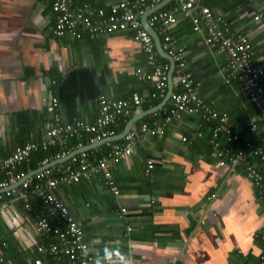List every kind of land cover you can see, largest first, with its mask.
<instances>
[{
  "label": "crops",
  "instance_id": "obj_1",
  "mask_svg": "<svg viewBox=\"0 0 264 264\" xmlns=\"http://www.w3.org/2000/svg\"><path fill=\"white\" fill-rule=\"evenodd\" d=\"M52 1L0 0V168L16 147L42 142L51 97L57 98L64 122L91 124L98 114V96L129 99L152 91L149 81L136 76L137 69L146 73L152 69L132 31L101 39L86 35L58 39L52 33L56 21ZM83 1L108 10L130 0H75V4ZM204 3L213 14L223 16L232 33L248 39L252 63L264 70V28L254 20L260 14L264 22V0ZM156 6L168 11L177 7L174 0H162L145 14ZM175 16L177 22L168 33L184 50L185 69L200 84L198 96L217 112L226 113L242 139L264 150V133L250 132L248 127L257 112L239 84L225 83L221 75L225 55L204 43V27L194 32L179 9ZM158 57L170 67L165 57L159 53ZM172 79L174 93L179 90L174 72ZM171 106L169 98L161 110L131 128L143 121L160 123ZM142 107L133 109L126 120L146 111ZM210 131L211 125L198 115L184 114L168 124L163 136L142 137L127 159L111 166L119 190L116 197L100 176L56 188L55 194L80 226L94 264H258L264 254V199L241 170L219 166ZM184 136L188 141L181 140ZM109 144L89 149L90 155L102 157ZM247 158L264 176V163L250 154ZM150 160L153 168L146 174ZM35 212L47 215L43 207ZM33 222L20 202L0 212V242L5 244L0 264H33L40 256L35 245L47 240L36 233Z\"/></svg>",
  "mask_w": 264,
  "mask_h": 264
},
{
  "label": "built area",
  "instance_id": "obj_2",
  "mask_svg": "<svg viewBox=\"0 0 264 264\" xmlns=\"http://www.w3.org/2000/svg\"><path fill=\"white\" fill-rule=\"evenodd\" d=\"M161 1H123L110 6L108 10L95 7L87 1L80 4H75V0L52 1L51 9L56 16L52 33L58 39L66 35L75 39L84 35L92 39H101L119 31H132L134 40L146 53L147 63L152 69L149 73L137 69L136 76L139 80L149 81L152 84V91L146 96L133 95L129 99L98 96V114L91 124L81 120L64 122L58 111L57 98L51 97L46 107L49 119L42 142H27L18 146L2 160L0 190H7L0 194V212L15 202H20L23 209L33 217V228L36 233L47 240L45 243L35 245L36 252L40 256L33 260V264H59L61 259L65 264H94V257L84 241L80 226L54 191L59 185L76 184L82 179L100 176L114 197L118 196L119 190L111 175L112 164L127 159L142 137L163 136L168 124L179 121L184 114L198 115L205 123H213L210 144L219 166L241 170L254 186L259 198L264 199V176L247 158L250 154L264 162V150L256 147L252 140H246L245 148L241 150L220 148V136L224 137L226 143H233L239 139L241 131L231 126L226 113L217 112L198 96L197 89L200 84L185 69L184 50L175 44L168 33L170 27L177 22L175 16L177 9L190 19L194 32L200 33L204 27V43L215 47L218 53L225 55L226 62L221 69L225 83L236 81L243 96L256 109L257 115L248 126L250 132L264 133V70L252 63L253 51L248 39L243 35L232 33L223 16L213 14L204 3L205 0H174L177 5L175 11L160 9L152 12L147 19L148 25L161 37L162 51L174 62L173 72L176 85L179 86V90L170 96L172 106L164 112L160 123L140 122L136 128H131L123 139L111 142L102 157L89 158L83 152L33 175H29L32 171L24 169V165L34 151L46 150L66 136L72 137L82 133L91 135L89 142L94 144L117 135L111 127L128 119L133 109L164 98L169 67L160 62L154 40L141 22L142 16ZM254 20L264 28L260 14L256 15ZM196 135L200 136L199 133ZM181 140L188 141L185 136ZM66 155L58 153L52 158L46 157L39 165L44 167L52 161H60ZM152 168L153 162L147 161L146 174ZM21 179L23 181L13 187ZM214 197L215 195H212L210 199ZM33 204L42 205L47 215H37ZM121 212L125 213L126 210L122 209ZM127 230L130 231V228ZM4 245L0 242V249ZM258 264H264V254L260 255Z\"/></svg>",
  "mask_w": 264,
  "mask_h": 264
},
{
  "label": "trees",
  "instance_id": "obj_3",
  "mask_svg": "<svg viewBox=\"0 0 264 264\" xmlns=\"http://www.w3.org/2000/svg\"><path fill=\"white\" fill-rule=\"evenodd\" d=\"M208 4V2H207ZM161 60L163 62H167L165 59L161 58ZM176 91V90H175ZM160 101H153L150 104H145L143 105V110H147L155 105H157ZM251 106L253 107V109L256 111V109L254 108V106L251 104ZM127 120L121 121L119 124H117L116 126L111 127V129L113 130V132L115 134H119L125 124H126ZM210 124L211 127L213 125V123H207ZM242 133L240 134V137L237 141L233 142V143H226L225 139L223 136H220L219 138V146L221 149H226V150H231V148H233L234 146L239 147L237 149L234 150H241L245 148V142L248 139H242ZM210 136H211V131H210ZM89 136H87L86 134H80L77 136H66L64 137V139H59L53 146L48 147V149L46 150H42V149H38L37 151H34L31 154V157L28 161V163L26 165H24V169L28 170V171H34L36 169H38L40 167V163L41 161L46 158H52L54 157L56 154H61V153H67V152H72L74 150H76L78 147H85L87 145H89ZM211 145V144H210ZM213 150V149H212ZM93 152V151H92ZM91 151H87L85 152L89 158H96V157H100L99 155H95L92 156L90 155V153H92ZM214 152V150H213ZM215 154V153H214ZM264 163V162H263ZM42 205H38V204H33V208H38V209H42ZM44 208V207H43ZM45 216V215H44Z\"/></svg>",
  "mask_w": 264,
  "mask_h": 264
},
{
  "label": "water",
  "instance_id": "obj_4",
  "mask_svg": "<svg viewBox=\"0 0 264 264\" xmlns=\"http://www.w3.org/2000/svg\"><path fill=\"white\" fill-rule=\"evenodd\" d=\"M162 6H156L154 9H152L150 11V13L158 10V9H161ZM150 13H147L145 14L143 17H142V25H143V28L149 32L155 42V47H156V50L157 52L159 53V55H161L162 57H165L169 62H170V67H169V71H168V84H167V91H166V94L164 96V98L160 101L159 104H157L155 107H152L146 111H143L142 113H140L139 115H136L134 117H132L131 119H129L126 123V125L124 126L123 130L113 136V137H110V138H107V139H104L102 141H99V142H96L94 144H90L88 146H85V147H79L77 148L76 150L70 152L69 154H67L63 159H61L60 161H52L51 163H49L48 165L44 166V167H40L34 171H32L31 173H29V175H33L35 174L36 172H39L41 170H43L44 168H47V167H50L54 164H57V163H63L65 161H67L68 159H70L71 157L73 156H76L80 153H83V152H87L89 151V149L91 148H96L97 146L99 145H102L104 143H111V142H116V141H119L121 139H123L125 137V135L130 131L132 125L134 123H137L139 120H141L144 116L150 114V113H154V112H157L159 110H161L165 104L167 103V101L169 100L170 96L173 94V79H172V76H173V71H174V62L173 60L171 59V57H169L168 55H166L162 50H161V42H160V39L159 37L156 35L154 29L152 27H150L148 25V22H147V17ZM23 181V179H21L20 181H18L16 183V185H14L13 187H16L18 186L21 182ZM7 189H4V190H0V194L1 193H4Z\"/></svg>",
  "mask_w": 264,
  "mask_h": 264
},
{
  "label": "clouds",
  "instance_id": "obj_5",
  "mask_svg": "<svg viewBox=\"0 0 264 264\" xmlns=\"http://www.w3.org/2000/svg\"><path fill=\"white\" fill-rule=\"evenodd\" d=\"M121 260L123 261L124 260V257H121ZM125 264H126V262H125Z\"/></svg>",
  "mask_w": 264,
  "mask_h": 264
},
{
  "label": "bare ground",
  "instance_id": "obj_6",
  "mask_svg": "<svg viewBox=\"0 0 264 264\" xmlns=\"http://www.w3.org/2000/svg\"><path fill=\"white\" fill-rule=\"evenodd\" d=\"M159 10V9H158ZM157 11V10H156ZM161 50H162V47H161Z\"/></svg>",
  "mask_w": 264,
  "mask_h": 264
}]
</instances>
